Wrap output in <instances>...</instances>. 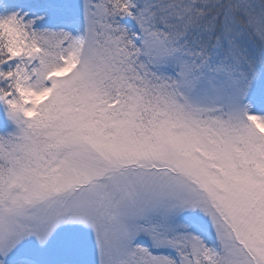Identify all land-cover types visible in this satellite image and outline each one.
I'll list each match as a JSON object with an SVG mask.
<instances>
[{
  "label": "snow or ice",
  "instance_id": "snow-or-ice-1",
  "mask_svg": "<svg viewBox=\"0 0 264 264\" xmlns=\"http://www.w3.org/2000/svg\"><path fill=\"white\" fill-rule=\"evenodd\" d=\"M0 264H264V0H0Z\"/></svg>",
  "mask_w": 264,
  "mask_h": 264
}]
</instances>
